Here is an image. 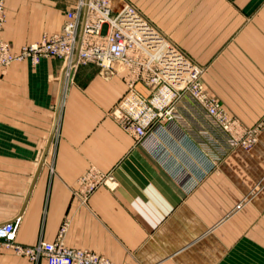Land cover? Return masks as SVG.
Instances as JSON below:
<instances>
[{
    "label": "crops",
    "instance_id": "0c3cea01",
    "mask_svg": "<svg viewBox=\"0 0 264 264\" xmlns=\"http://www.w3.org/2000/svg\"><path fill=\"white\" fill-rule=\"evenodd\" d=\"M2 1L13 52L60 33L79 2ZM128 3L203 68L204 86L242 127L264 120V0H110L115 11ZM126 90L122 74L93 64L67 83L58 58L0 71V224L20 216L27 247L54 242L66 224V246L116 264H264V127L246 150L185 121L216 161L206 171L173 129L157 152L136 142L112 114ZM90 170L112 174L116 188L85 201L79 179ZM0 264L47 262L0 246Z\"/></svg>",
    "mask_w": 264,
    "mask_h": 264
},
{
    "label": "built area",
    "instance_id": "2783aa9c",
    "mask_svg": "<svg viewBox=\"0 0 264 264\" xmlns=\"http://www.w3.org/2000/svg\"><path fill=\"white\" fill-rule=\"evenodd\" d=\"M5 19L0 0V71L16 61L28 60L36 65L44 58H58L64 63L67 83L72 82L81 65L93 64L107 74H122L127 90L112 114L137 143L149 146L153 152L160 148L159 137L173 129L197 151L193 154L194 164L206 171L214 167L216 161L184 129L185 121L189 127L197 125L201 134L224 136L228 148L251 150L259 141L264 120L253 127H242L204 86L203 68L164 37L134 4L115 11L110 0H79L66 12L60 33L45 34L40 42L24 46L19 52H13L2 38ZM79 184L85 201L100 186H117L112 174L97 170L86 172ZM20 224V216L0 224V246L30 261L43 258L47 264H116L92 250L66 246V224L54 242L23 246L17 243Z\"/></svg>",
    "mask_w": 264,
    "mask_h": 264
}]
</instances>
